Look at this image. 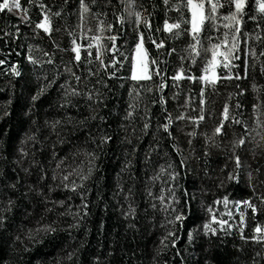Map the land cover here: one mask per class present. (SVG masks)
I'll use <instances>...</instances> for the list:
<instances>
[{
    "label": "trees",
    "instance_id": "obj_1",
    "mask_svg": "<svg viewBox=\"0 0 264 264\" xmlns=\"http://www.w3.org/2000/svg\"><path fill=\"white\" fill-rule=\"evenodd\" d=\"M3 2L0 0V3ZM17 2L27 9L29 22H25L23 12L11 7V0L9 7L0 9V61H3L0 63V209L8 207L9 198L15 202L11 211L3 213L7 221L0 228V264H264V241L241 239V234L247 237L264 235V232H253L257 225L264 227V214L258 212L250 215V209L244 205L236 208L229 204L225 208L223 203H213L225 195L230 201L252 197L249 172L252 173V183L257 185L256 191L264 192L259 184V181H264V143L257 134L260 130L255 124L257 119L264 121V74L261 73L264 57L256 60L252 67L253 57L249 51V74L241 84L247 92L243 95L236 94V84L241 81L217 80L216 86L212 87L198 79H187L189 75H202L201 70L211 57L208 37L212 38L211 43L218 44L225 40L226 32L231 34L235 31L232 27L226 29L223 26L228 23L223 20L230 10L227 0H219L223 6L217 10L216 20H205L202 23L198 37L199 55L195 61L189 58L190 50L187 49L189 43H197L186 31L191 27V12L186 7L172 8L177 0H169L167 12L163 0H134V7H127L129 0H110V3L109 0H97L96 5H92L91 0H85L90 11L84 13L83 20L80 18V0ZM114 10L123 17L119 24H116ZM209 11L206 7L205 15ZM57 12L60 15H55ZM100 12L104 15H99ZM135 12L147 18L150 28L136 23ZM92 13L97 15L93 16ZM45 14L50 17L51 31H34L36 23ZM166 16L170 24L181 20L186 22L181 23L179 29H172L170 36L163 30ZM250 16H256L257 19L250 20ZM108 24H113L114 28L108 29ZM214 24L216 27H213ZM241 27L248 34L241 35V42L247 40V47L255 49L259 55L264 50V15L257 9V0H246ZM98 28L102 30L98 31ZM137 28L145 37L152 36L157 42L165 40L167 48H174L175 52L158 50L152 41H147L144 49L149 75L147 78L133 80L131 69ZM177 31L180 32L178 36ZM69 32H72L71 36ZM257 33L261 37L259 40L255 38ZM109 35L116 37L115 42L108 40ZM95 36H100L98 42L93 40ZM73 41L82 46L79 49L81 61H76L75 53L71 52ZM53 42L58 47H54ZM113 43L116 45L115 51H107ZM227 43H231L230 35ZM89 44L91 50L87 48ZM98 44L107 68L115 75L108 76L103 71L100 75H88L85 71L91 68L95 72L99 67L95 60ZM225 50L222 45L220 51ZM45 52L48 56L44 55ZM234 55L237 59L231 63L236 71L242 72V53L238 50ZM28 56L38 62H29ZM48 57L52 58L53 63H47ZM153 60L158 63L153 64ZM14 65L21 75H13ZM66 66L80 76V81L64 71ZM178 69L182 72L181 78L173 82L172 77ZM161 71L163 76L157 75ZM216 73L219 77H225L228 70L221 63ZM54 75V85L38 101L32 102L31 96L42 84L53 79ZM162 79L163 87L157 91L155 85ZM65 82L72 87H79L85 93L91 92L92 98L73 97L72 106H62V86ZM253 83L257 85L256 89H253ZM201 87H205L204 95L208 101L207 110L212 112L211 117L206 116L198 124L188 119L176 120L175 117L181 113L185 117L200 115ZM147 88L152 91H145ZM129 89L139 90V96ZM230 92L233 93L231 98L228 95ZM161 96L165 97L164 104L159 102ZM238 101L242 102L240 108L235 107ZM225 102L236 113V118L245 120L248 128L252 129L247 144L237 149L243 165L236 181L227 179L228 173L232 171L229 157L232 153V140L241 133L243 125L226 127L225 136L217 138L215 144L210 140L205 144V135H212V128L219 123ZM137 103L139 107L130 109L134 113L133 117L126 118L129 105ZM89 104L99 107L97 119L89 121L88 127H76L73 130V125H66L65 130L60 131L63 141L59 143L56 142V133L50 129L44 133L48 136L47 140L41 136L40 142H25L26 135L35 132L37 127L43 128L45 120L65 116L79 120L89 115ZM253 104L258 105L256 113L252 110ZM146 108L149 111L147 116ZM169 114L173 118L172 139L158 127L166 122L164 117ZM99 115H104L106 119L99 121ZM34 121L38 123L34 124ZM145 122L149 123L146 130L143 129ZM97 124H101L111 136L103 149H96V145L87 139L89 135L96 134L94 130ZM192 131L196 135L188 136L187 133ZM22 142L28 153L23 159L19 152ZM173 144L178 146L179 152L173 151ZM77 146L87 151L96 149L99 153L98 163L92 178L85 182L87 209L82 210L85 214L77 217L80 227L66 231L67 224L75 220L72 216H59L57 213H63L65 209L75 212L76 206L80 204L81 192L57 187L59 178L53 181L51 177L57 160H63L66 171H70L67 165L72 164L73 159L76 163L84 160L87 164L82 153L77 158L71 156V151H75ZM53 151L55 155H52ZM205 152L210 155L206 157ZM33 159L38 164H32ZM129 159L132 164L128 171L122 173L121 167ZM181 159L187 167L177 169V181H168L166 176L155 181L150 179L160 166L169 162L177 165ZM24 168L29 171L25 173ZM257 168L262 170L261 173L255 171ZM70 179L80 183L78 177L72 176ZM165 182L173 186L179 183L183 187L177 188L176 192H188L194 198L183 209L187 213L186 227L173 232L180 239L175 245L169 244L161 250V237L174 226L166 224V220L171 217L159 209L158 202L145 192V188L159 195L160 190L166 186ZM13 183L16 185L14 189L7 187ZM30 185L33 188L40 187L46 193L49 198L47 206H51V200L57 199L64 200V204L55 205V212L43 213L41 210L46 206V201L30 190ZM48 185H52L51 192L47 190ZM170 192L171 188L164 195ZM126 195L129 197L127 200ZM253 202L259 204L255 197ZM129 203L136 209V215L122 214V209L127 211ZM152 204L157 205L155 210L150 207ZM209 204L215 209L211 214L206 213ZM228 211L232 212L231 217L226 214ZM240 211L245 213L242 228L239 226ZM210 215L228 220L233 228L228 229L227 233L218 231L213 236L205 235L201 227L194 242L188 243L187 230L202 226ZM53 221L57 222L54 225L56 232H41L29 238V229L35 230L40 223ZM69 253H73L70 258Z\"/></svg>",
    "mask_w": 264,
    "mask_h": 264
},
{
    "label": "snow or ice",
    "instance_id": "obj_2",
    "mask_svg": "<svg viewBox=\"0 0 264 264\" xmlns=\"http://www.w3.org/2000/svg\"><path fill=\"white\" fill-rule=\"evenodd\" d=\"M31 2V0H30ZM92 5L97 4V0H91ZM110 3V0H109ZM227 3L229 5V12L226 16L223 17V20L228 21V23L224 24L223 26L227 28H234L235 31L231 32L229 34L226 32L225 35V40L221 41L218 44L211 43V37H208L210 41V49H211V57L208 60V62L205 64L204 68L201 70L202 75L199 77H194L192 75H189L187 79L193 80V79H198L199 81L203 82L206 86H216V81L217 80H222L226 79L229 81L232 80H237L241 81V83L236 84V94L237 95H243L246 94L247 89L242 87L241 84L244 82L245 78L248 76V68H249V62H248V53L249 51L251 52V55L253 57V62H252V67L255 66V61L260 59L261 57H264V50H261L259 55H257L255 49H249L247 47V40H244L243 43L241 42V35L247 36V33L243 32V29L241 27L242 24V18L244 16V9H245V3L246 0H227ZM163 4L165 6V10L167 12L168 6H169V0H163ZM222 4L219 2V0H198V2H194V0H186V3L184 0H177L176 4L172 5V8L180 9L182 7H186L188 11L191 12V27L187 29L186 31L191 35V39L194 41H197V43H189L187 45V49L190 50L189 52V58L193 61H195L196 56L199 55L197 49H198V37L201 33V25L205 20H216L218 18L217 10L222 8ZM6 7H9V0H4L3 3H0V9H4ZM11 7L19 9L21 12L24 13V18L25 22H29L27 19V9L23 8L17 0H11ZM41 8L44 7L43 4L40 5ZM127 7H134V0H129V3ZM208 7L210 11L208 12L207 15L204 13V9ZM79 9H80V18L83 20L84 13L90 11V7L88 4L85 3V0H80L79 4ZM257 9L258 11L264 15V0H257ZM55 15H60L59 12L55 13ZM93 16H96V13H92ZM99 15L103 16L104 13L100 12ZM113 15L115 17L116 24H119L122 20L123 17L116 13L115 10L113 11ZM135 18H136V23L143 24L145 27L150 28V25L148 23V20L146 17L142 16L140 12H135L134 13ZM250 20L255 21L257 18L256 16H250ZM186 21L181 20L180 22L177 23H169L167 16L165 17L164 24H163V30L171 36V30L172 29H179L180 24L184 23ZM213 27H216L214 24ZM257 27L259 28L260 25L257 24ZM108 29H113L114 25L113 24H108L107 25ZM43 29L45 33H49L51 31L50 28V17L45 14L42 19H40L36 25L35 29ZM102 28H98V31H101ZM157 32L160 31L159 28L156 29ZM69 36L72 35V32L68 33ZM176 35H180V32L177 31ZM229 35L231 36V43L228 44L227 40ZM257 40L261 39L259 33L256 34L255 37ZM93 40L99 41L100 36H95L93 37ZM109 41L115 42L116 37L114 35H109L108 37ZM152 41V43L155 45V47L158 50L162 49H167L169 53H174L175 49L174 48H167L166 41L165 40H160L157 42L155 39H153L152 36H147L145 37L144 34L139 30V28L136 29V36H135V44L134 47L138 53H143L145 51L144 49V44L147 41ZM224 45L226 50L225 51H220L221 46ZM54 47H58V45L53 42ZM81 45H78L73 41L71 52L75 53L74 59L76 61H81L82 57L80 54L79 49L81 48ZM89 50H91V44L87 46ZM116 45L113 43V46L111 49H107V51H115ZM241 51L242 53V62H243V71H236L235 66L231 63L233 60H236L237 57L234 55L237 51ZM195 54V55H193ZM45 56H48V53H44ZM218 57H222V60H218ZM27 59L31 63H37L38 61L33 60L31 56H28ZM133 64H132V71H131V76L133 80H139L141 79V75H143L145 78H147V71L146 68L142 69L141 73H137L136 69V57L133 56ZM181 60L184 59V57H180ZM95 60L98 62L99 67L96 69L95 72L92 71L91 68H87L85 71L88 73V75H100V73L103 71L105 75L112 76L115 75L114 72L110 71L105 62L104 59L102 58V52L99 44L97 45L96 48V53H95ZM111 62V58L109 59V63ZM0 63H3V61H0ZM47 63H53V60L51 57H48ZM87 63H91V61H87ZM153 64H157L158 62L156 60L152 61ZM218 63H223V66L225 69L228 70L227 76L225 77H219L216 75L214 69ZM211 70V74L209 75V71ZM65 72L69 73L70 76L77 81H80V76L76 75L72 68L70 67H65L64 69ZM13 75H21V73L16 69L15 65L12 68ZM261 73L264 74V61L261 62ZM157 75L163 76V71L157 73ZM182 72L181 70H177L175 76L172 77L173 82H176L181 78ZM101 81H98V83ZM55 83V75L53 76V79L48 80L46 84H42L36 91L35 94L31 96V101L36 102L38 101L39 97L44 94L48 88L52 87ZM164 80L162 79L158 85H155V88L157 91L161 90L163 87ZM63 87V94L61 97V103L62 106H72L73 105V97H78V96H86L89 100L92 98V93H85L82 89L79 87H72L65 82V84L62 86ZM253 89L257 88V85L255 83L252 84ZM130 92H135L136 96H139V90L136 89H129ZM145 91H152L151 88L145 89ZM205 93V87H201L200 89V98H199V103H200V108L199 112L200 115L197 116H191V117H185L183 113L180 115L176 116V120H182V119H188L189 121L195 122V123H200L205 120L206 116L211 117L212 112L207 110V97L204 95ZM175 95V94H174ZM229 97L231 98L233 93L228 94ZM99 93L97 90V99H99ZM136 97H133L135 99ZM259 99V98H258ZM153 103H156L155 100L152 101ZM161 104H164L165 102V97L161 96L160 101ZM188 101L186 100L185 105L187 106ZM242 106V102L238 101L237 104L235 105L236 108H240ZM32 105H29V110H31ZM99 105L93 106L92 104L88 105L89 109V115L83 117L82 119L76 120L74 117L71 116H65L62 117L61 119H54V120H45L44 121V127H37L35 132H31L30 134H27L25 137V142H40V137L43 136L44 140H47L48 136L45 135V130H49L52 132L56 133L57 136V143L63 141V137L60 136V131L65 130L66 125H73V130H75L76 127H88V122L89 121H95L98 116V109ZM134 107H139V104H130L129 105V110L126 111V118L131 119L134 115V113L130 110ZM252 110L254 113L258 111V105L253 104L252 105ZM7 113L5 112V115ZM149 114L148 109H145V116ZM220 120L219 123L215 124V126L212 128V135L207 136L205 135V144L208 143L210 140L213 144L216 143L217 138H222L225 136L226 133V127H231L232 125H243V129L241 133L238 136H234L232 140V153L229 157V160L232 161V171L228 173L227 179L229 181H236L238 179V173L242 168L243 162L240 158V156L237 154V149L242 148L244 145L247 144L248 142V135L249 132L252 131V129H249L247 126V122L243 119L236 118V113L231 110V106L229 105L228 102H225L223 110L220 113ZM99 121L103 122L106 117L104 115H99ZM165 123L159 124L158 127L162 128L164 133L170 138H173V131L171 130V126H173V118L169 114L168 116L164 117ZM34 124H37L38 121H34ZM256 128L259 129L260 131L257 133L261 137V142L264 143V121H261L260 119H257L255 121ZM149 127V123L145 122L143 124V129L146 130ZM59 129V130H58ZM89 131H92L91 128H89ZM95 135H89L87 137L88 140H90L93 144L96 145V149H103L104 146H106L109 141L111 140V136L107 134V132L104 130V127L101 124H97L95 128ZM50 134V133H49ZM188 136H195L196 132L192 131L190 133H187ZM127 139V137L125 138ZM130 142V141H129ZM189 143H191V140H189ZM94 149L92 151H87L84 148L76 147L75 151H71V156L73 158H77L81 153L83 157L87 160V164L85 165L84 160H80V163H76L75 159H73L72 164L67 165V168L70 169V171L65 170V165L63 163V160H57L56 161V168L52 170V177L51 179L53 181L57 180L59 178V184L56 185L57 187L62 186L65 189H71L73 192H81L80 195V204L76 206V211L72 212L69 211L68 209H65L63 213H57L59 216H72L75 220L74 223H68L67 228L65 229L70 230L74 228L80 227V222L77 219V217L85 214L82 210L87 209V204L85 203L86 199V188H85V182L90 180L93 176V173L96 169V165L98 163V151ZM173 151L179 152L178 146L176 144L172 145ZM133 153L135 152V148L132 149ZM149 152L151 149L148 150ZM19 152L21 159H23L24 156H26L28 153L25 151L23 147V142L21 143L19 147ZM52 155H55V152L53 151ZM204 155L207 157L210 155V153L205 152ZM145 159H147V154L145 156ZM32 164H38V161L33 159L31 161ZM132 164V161L129 159L127 160L121 167V172H126L129 170L130 166ZM75 165V166H73ZM187 167L185 164L184 160L181 159L177 165H173L171 162H169L167 165H162L159 167L158 171L154 173V175L150 178L153 181L155 180H160L162 177L166 176L168 181H177V178L179 176L178 168L179 167ZM25 173H27L29 170L28 168L23 169ZM208 169H205V172L207 173ZM257 173H261V169L257 168L255 169ZM75 176L78 177L80 183L77 184L75 179H70V177ZM42 178V177H41ZM248 178H249V186L253 189L252 197H249L247 199H240L236 201H230L228 196L225 195L223 197L218 198L217 200L213 201V203H223L225 205V208L229 204H232L233 207L239 208L240 205H244L246 208L250 209V215L255 214V213H261L264 214V192H257L256 188L257 185L252 183V173H248ZM166 186L165 188H162L160 190V194L156 195L153 194L152 191L149 188H145V192L152 197V199L156 200L159 205V209L166 212L171 219L166 220V224L168 225H173L174 227L167 229L165 232V235H163L160 239V244L162 246L161 250H163V247H167L169 244L175 245L176 242L180 239L178 235H173V232L179 231L180 227H186V221H185V216L187 213L183 211L184 207L188 204V202L193 199L194 197H191L188 192H182L178 194L176 192L177 188H182L183 186L180 185L179 183H176L174 186L171 184H168L165 182ZM259 184L262 188H264V181H259ZM119 187V185H117ZM222 186V184H221ZM8 188L14 189L16 187L15 183L8 185ZM171 188V192L165 196L164 193L168 191V189ZM29 189L32 191H35L38 196L44 197L46 201V206L42 208L43 213H52L55 212V205H62L64 204V200H51L50 204L51 206H47L49 202V198L47 197L46 193L42 192L40 190V187H35L33 188L31 185L29 186ZM82 189H84L82 191ZM49 192L53 190L52 185H48ZM253 197L257 201H259V204H256L253 202ZM129 197L126 195L125 200H127ZM179 201V203L177 202ZM14 200L12 198H9L7 200V205L8 207L4 209H0V228H3L5 226V223L7 221V217L3 215L5 212H9L12 210V206L14 205ZM154 210L157 208L156 204L150 205ZM215 209L212 207L211 204H209L206 208V213L211 214L214 212ZM122 214L125 216H131V215H136V209L133 207L131 203L128 204V209L127 211H124L122 209ZM229 217L232 216V212L228 211L226 213ZM239 226L242 228L245 224V213L244 211H240L239 213ZM39 223V222H38ZM57 222L53 221L50 223H40V226L36 228L35 230L29 229L28 236L30 239H32L35 235L43 232L45 234L47 233H54L57 231V228L54 226ZM215 225V226H214ZM134 227L135 225H131ZM202 227V230L205 235H217L218 231L227 233L228 229L233 228V225L226 219L223 218H218L215 215H210V218L206 219L202 226L197 225L195 229H188L186 232L187 236V242L192 243L194 242L197 231ZM254 233H261L264 232V227H261L257 225L255 229H253ZM241 239L242 240H248L251 239L252 241H264V235H252L250 237L244 236L241 234ZM73 255V253H69L68 257L70 258ZM7 264V262H5ZM183 264V262H181ZM255 264V262H253Z\"/></svg>",
    "mask_w": 264,
    "mask_h": 264
},
{
    "label": "rangeland",
    "instance_id": "obj_3",
    "mask_svg": "<svg viewBox=\"0 0 264 264\" xmlns=\"http://www.w3.org/2000/svg\"><path fill=\"white\" fill-rule=\"evenodd\" d=\"M194 2H198L196 0H194ZM133 56L136 57V69H137V73L140 74L142 69H145L146 68V71H147V77L149 75V71H148V65H147V55H146V52L144 51L143 53H138L136 51V49H134V52H133ZM218 60H219V57H218ZM132 64H133V59H132ZM221 63H218L214 69L215 73H216V68L220 65ZM223 64V63H222ZM132 71V69H131ZM209 75L211 74V70L209 71L208 73ZM217 75V73H216ZM145 78L143 75H141V79Z\"/></svg>",
    "mask_w": 264,
    "mask_h": 264
}]
</instances>
